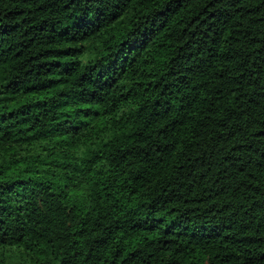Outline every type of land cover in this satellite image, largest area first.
Here are the masks:
<instances>
[{
	"label": "trees",
	"instance_id": "obj_1",
	"mask_svg": "<svg viewBox=\"0 0 264 264\" xmlns=\"http://www.w3.org/2000/svg\"><path fill=\"white\" fill-rule=\"evenodd\" d=\"M0 264H264V0H0Z\"/></svg>",
	"mask_w": 264,
	"mask_h": 264
}]
</instances>
